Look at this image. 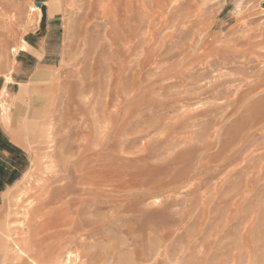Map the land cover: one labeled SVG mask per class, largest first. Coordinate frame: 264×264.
<instances>
[{
    "label": "rangeland",
    "instance_id": "1",
    "mask_svg": "<svg viewBox=\"0 0 264 264\" xmlns=\"http://www.w3.org/2000/svg\"><path fill=\"white\" fill-rule=\"evenodd\" d=\"M0 88V264H264V0H0Z\"/></svg>",
    "mask_w": 264,
    "mask_h": 264
},
{
    "label": "bare ground",
    "instance_id": "2",
    "mask_svg": "<svg viewBox=\"0 0 264 264\" xmlns=\"http://www.w3.org/2000/svg\"><path fill=\"white\" fill-rule=\"evenodd\" d=\"M53 5L54 4H50V11H52V7H53ZM65 13V12H64ZM69 194V193H68ZM28 213V212H27ZM61 212H60V210H59V208H57V209H54V211L52 212V215H53V217L54 216H58V215H61L60 214ZM50 214H51V212H48V214L47 213H41V214H39V216H40V218H45V217H47V216H50ZM25 216H27V215H25ZM29 217V216H28ZM30 218V217H29ZM26 220H28L27 219V217H26ZM21 222L22 221H20L19 223L21 224ZM76 222V221H75ZM24 223H26V221H25V219H24ZM24 223L22 222V225H21V231L22 232H24V234H23V236H22V240L20 241V242H13L12 243V251H16V252H18V253H20V254H25V256H26V259L24 260V262L22 263V264H28V263H30V262H28L27 261V259H31V260H36L37 262H39V261H46V260H51L52 261V263L51 264H87V261L86 260H84V256H82L81 254H77V260L75 259H73L72 258V251L70 250V246L69 245H71L70 243L72 242V240H70V238L72 239V237H68V239L67 238H63V239H66L65 241H63L64 242V244H61L60 245V247H58V248H56V247H52V248H50V247H48V245H45L44 244V242H45V240H47L49 237H50V235H48V236H46L45 235V233H43V230H44V224H42V223H40L39 224V227L37 228V234L39 235V234H43V236H41V235H39V241L37 242V240H35V238H34V232H32V230L30 229H25V228H22L23 227V225H24ZM19 224V225H20ZM25 226V225H24ZM78 227V226H77ZM84 228V226H82V225H80L79 226V229L81 228V229H83ZM19 228V227H18ZM72 228V227H71ZM23 229V230H22ZM74 230L76 229L75 228V226H74V228H73ZM78 229V230H79ZM26 232H25V231ZM78 230H75V231H77V232H74V231H72L73 233H78L79 231ZM70 233V235L72 236V234L73 233ZM84 232V231H83ZM62 233V232H61ZM80 233V232H79ZM68 234V233H67ZM66 234V235H67ZM83 234V233H82ZM58 235H59V233H58ZM62 235V234H61ZM64 235V234H63ZM70 235H67V236H70ZM78 235V234H77ZM90 235V234H89ZM53 236V235H52ZM74 236V235H73ZM79 236V235H78ZM63 237V236H62ZM75 237H76V235H75ZM81 237H82V235H81ZM80 238V236L78 237V240H82V238L81 239H79ZM53 239V238H52ZM15 240V239H14ZM59 240H61V239H59ZM12 242V241H11ZM49 242V241H48ZM59 242V241H58ZM73 243V242H72ZM49 244V243H48ZM75 245V244H74ZM77 246L79 245V243H77L76 244ZM76 245H75V247H76ZM3 246H4V244H3V238L2 237H0V250L3 248ZM62 246H64L63 248H65V256H64V258H63V260H59V257H55V255H54V252L56 251V250H58V251H60V250H63V249H61L62 248ZM34 247V248H33ZM74 247V248H75ZM15 252V253H16ZM32 252V253H31ZM11 254H12V252H10ZM9 253V254H10ZM14 253V252H13ZM9 254H7V255H9ZM83 254V253H82ZM22 255H20V256H22ZM32 256V257H31ZM61 257V256H60ZM62 259V258H61ZM41 261V262H42ZM47 262V261H46ZM36 263V262H35ZM38 264V263H37ZM45 264V263H44Z\"/></svg>",
    "mask_w": 264,
    "mask_h": 264
},
{
    "label": "crops",
    "instance_id": "3",
    "mask_svg": "<svg viewBox=\"0 0 264 264\" xmlns=\"http://www.w3.org/2000/svg\"><path fill=\"white\" fill-rule=\"evenodd\" d=\"M2 91L4 89L0 88V94H2ZM5 117L0 114V176L8 180L14 179V175L18 172L17 163L12 159L16 158L17 155L19 156L21 146L16 142L12 134H8L6 128H4V125H6ZM10 161L13 163H10Z\"/></svg>",
    "mask_w": 264,
    "mask_h": 264
},
{
    "label": "water",
    "instance_id": "4",
    "mask_svg": "<svg viewBox=\"0 0 264 264\" xmlns=\"http://www.w3.org/2000/svg\"><path fill=\"white\" fill-rule=\"evenodd\" d=\"M40 4H41L40 2H36V6H40Z\"/></svg>",
    "mask_w": 264,
    "mask_h": 264
}]
</instances>
